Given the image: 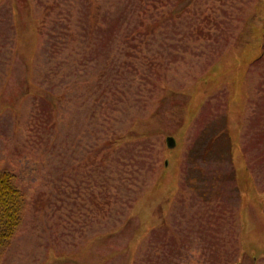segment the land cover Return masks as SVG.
Wrapping results in <instances>:
<instances>
[{
	"label": "rangeland",
	"instance_id": "374dc122",
	"mask_svg": "<svg viewBox=\"0 0 264 264\" xmlns=\"http://www.w3.org/2000/svg\"><path fill=\"white\" fill-rule=\"evenodd\" d=\"M0 172V264H264V0H0Z\"/></svg>",
	"mask_w": 264,
	"mask_h": 264
},
{
	"label": "trees",
	"instance_id": "16d2710c",
	"mask_svg": "<svg viewBox=\"0 0 264 264\" xmlns=\"http://www.w3.org/2000/svg\"><path fill=\"white\" fill-rule=\"evenodd\" d=\"M25 198L12 182V175L0 172V254L21 222Z\"/></svg>",
	"mask_w": 264,
	"mask_h": 264
},
{
	"label": "crops",
	"instance_id": "0c3cea01",
	"mask_svg": "<svg viewBox=\"0 0 264 264\" xmlns=\"http://www.w3.org/2000/svg\"><path fill=\"white\" fill-rule=\"evenodd\" d=\"M56 182H54V184H55ZM57 183H59L60 184V186L62 185V181H60V182H57ZM63 187V186H62ZM60 189H61V187H59ZM60 199L61 200H59L58 201V203H61V202H65V200H63V198L62 197H60ZM60 208V207H59ZM172 238H174V237H172ZM201 239H202V241H204L203 240V238L201 237ZM212 240H214V242L216 241L215 240V236L214 237H212ZM178 252H182V249H180V247L178 246V243H177V241H176V239H171V241H170V249L168 250V252H166V256H173V254H177ZM150 253V252H149ZM145 256V261H143V260H141L140 261V263L139 264H160V262L158 261V257H161V256H163V255H159V256H157V260L156 261H153V259L148 255V254H144ZM171 258V257H170ZM166 260H168L167 259V257L165 258ZM169 261V260H168ZM103 262V261H102Z\"/></svg>",
	"mask_w": 264,
	"mask_h": 264
},
{
	"label": "water",
	"instance_id": "95a60500",
	"mask_svg": "<svg viewBox=\"0 0 264 264\" xmlns=\"http://www.w3.org/2000/svg\"><path fill=\"white\" fill-rule=\"evenodd\" d=\"M166 143H167V146L170 148V147H173L174 146V141H173V138H167L166 139Z\"/></svg>",
	"mask_w": 264,
	"mask_h": 264
}]
</instances>
